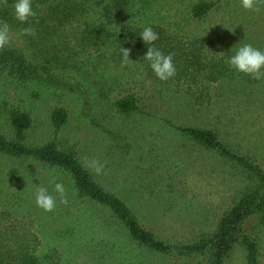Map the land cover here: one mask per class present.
Wrapping results in <instances>:
<instances>
[{"label":"rangeland","instance_id":"obj_1","mask_svg":"<svg viewBox=\"0 0 264 264\" xmlns=\"http://www.w3.org/2000/svg\"><path fill=\"white\" fill-rule=\"evenodd\" d=\"M197 1L212 0H152L149 16L164 28V36H177L186 48L194 43L197 58H202L198 68H176L174 77L161 81L141 53L136 57L130 51L131 60L123 63L121 24L116 23V40L86 29L84 50L81 30L69 28L63 43H52H59L52 52L55 59L28 90L36 96L26 98L33 117L28 141L55 140L85 164L103 163L106 174L88 167L96 181L125 197L143 225L174 245L214 232L224 213L254 183L240 165L176 131L175 125L212 128L230 148L264 167V79H253L228 63L242 44L264 51V5L247 11L240 0H229L200 19L190 14ZM92 22L71 26L84 28ZM128 93L141 98L140 113L123 114L113 107V100ZM198 96L199 104L194 101ZM56 107L69 113L58 131L50 117ZM0 132L13 133L1 110ZM55 183L64 185L66 205L53 191ZM37 186L56 197L53 211L37 206ZM0 206L13 213L4 223L38 236L45 264L197 262L196 257L176 259L135 243L109 213L80 197L64 173L29 158L0 155ZM262 236L264 264V230ZM224 264H246L244 248L236 246Z\"/></svg>","mask_w":264,"mask_h":264},{"label":"trees","instance_id":"obj_2","mask_svg":"<svg viewBox=\"0 0 264 264\" xmlns=\"http://www.w3.org/2000/svg\"><path fill=\"white\" fill-rule=\"evenodd\" d=\"M227 1L229 0L197 1L190 6V14L194 18H205ZM15 2L16 0H7L5 3V0H0V24L8 23L12 37L11 44L0 50V84L6 82L5 89L0 90V110L7 115L13 131L12 136L0 132V155L29 158L64 173L80 197L109 213L116 225L123 227L135 243L154 252L176 259L189 257L188 260H191L196 257L197 262L192 264H224L236 246L241 245L245 250L246 264H262L264 167L230 148L216 130L188 125L174 126L176 131L240 165L254 183L224 213L214 232L203 233L190 243L178 245L160 239L143 225L127 199L107 190L96 181L76 152L62 149L55 140L38 144L27 139L33 117L27 108L26 98L37 94H28V90L32 89L42 71L50 67L49 64L55 59L52 58V52L55 53L54 49L59 44L52 43L54 40L63 43L61 39L67 29L81 30L80 46L84 50L82 41L89 38L85 33L86 29L97 32L94 34L103 35L102 37L113 36L116 40V23L121 24L126 30L122 29L121 37L124 42L120 36L118 38L121 49L127 47L138 57L140 53L145 55L147 47L154 46L165 55L173 54V63L179 68V72H185L189 66L201 65L202 58H197L198 48L194 43L191 42L186 48L177 36L163 35L164 28L149 16L152 0H32V8L37 15L29 18L27 23H21L15 18ZM89 19L94 20L93 24L87 23L84 28L71 26L72 23ZM29 26L36 31L34 37L21 35V29ZM148 26L159 37L152 45L145 44L140 37L143 28ZM112 53L116 55V46ZM182 63L187 64V68L180 69ZM201 97H196L195 103H201ZM141 102L136 93H128L113 100L112 105L123 114H138L142 111ZM148 115L151 116L149 113ZM50 117L57 131L69 121V113L65 107H56ZM10 214L13 213L9 209L0 206V264H45L44 258L39 254L41 240L34 236V232L21 229L18 224L4 223L5 217ZM179 264L186 263L180 261Z\"/></svg>","mask_w":264,"mask_h":264},{"label":"clouds","instance_id":"obj_3","mask_svg":"<svg viewBox=\"0 0 264 264\" xmlns=\"http://www.w3.org/2000/svg\"><path fill=\"white\" fill-rule=\"evenodd\" d=\"M7 0H5V3ZM241 6L247 11H259L260 5H264V0H240ZM14 7L15 18L21 23H27L29 18L35 17L37 13L33 11L32 0H16ZM21 35L35 36L36 31L29 26L21 29ZM145 44L152 45L159 37L152 27H144L140 34ZM11 32L7 22L0 24V50L5 49L11 44ZM123 63L127 64L130 59V49L122 48ZM223 54V53H220ZM149 62V66L161 81H167L176 74V67L173 63V54L165 55L158 48L147 47L143 57ZM229 66L238 72L249 75L251 78L264 79V51L253 47L250 43L239 46L233 55L228 58ZM85 167H90L97 175L104 173L105 165L97 160L86 163ZM54 192H56L63 204H67L66 189L62 183H55ZM35 200L39 208L45 212H51L56 208V197L49 193L47 187L37 186L35 191Z\"/></svg>","mask_w":264,"mask_h":264}]
</instances>
